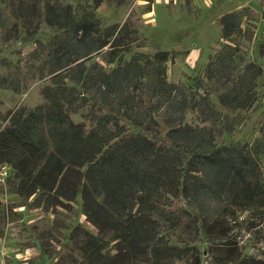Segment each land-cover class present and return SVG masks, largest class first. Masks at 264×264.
Listing matches in <instances>:
<instances>
[{"label": "trees", "instance_id": "trees-1", "mask_svg": "<svg viewBox=\"0 0 264 264\" xmlns=\"http://www.w3.org/2000/svg\"><path fill=\"white\" fill-rule=\"evenodd\" d=\"M101 3L93 0L94 8ZM4 10L30 34L42 16L47 25L62 29L63 36L55 37L48 50L53 75L44 91L46 102L31 112H14L0 130V164L13 171L18 195L41 192L55 204L80 195L83 214L98 230L97 235L81 233L83 264L181 260L196 240L234 214L239 203L249 210L255 202L264 207L257 150L216 147L210 130L184 123L189 109H196L202 122L217 113L208 94L191 104L180 85L167 81L169 52L117 63L125 24L100 36L94 12L76 18L70 5L51 0H0V28ZM240 20L236 12L219 17L227 42L204 71L208 81H221L226 74L221 85L228 87L218 101L232 110L253 103L263 71L248 61L229 78L239 51L230 43L241 32ZM105 46L104 62L114 67L106 70L97 61L87 65L89 54ZM259 55L264 58V40ZM91 101L99 107L91 111L89 122H74L67 108ZM184 226L189 236L173 239Z\"/></svg>", "mask_w": 264, "mask_h": 264}, {"label": "rangeland", "instance_id": "rangeland-1", "mask_svg": "<svg viewBox=\"0 0 264 264\" xmlns=\"http://www.w3.org/2000/svg\"><path fill=\"white\" fill-rule=\"evenodd\" d=\"M51 1L70 5L76 18L94 12L100 36L107 28L118 25L120 29L125 24L117 63L161 50L169 52L165 62L167 81L180 85L191 104L208 94L210 106L217 113V118L202 122L197 110L189 109L184 123L210 130L216 147L245 145L257 150L264 183V58L259 55L264 40V0H102L97 8L93 0ZM232 12L240 15L241 32L230 43H236L239 51L229 78L234 79L248 61L263 70L256 82L255 100L247 109L232 110L219 103L220 92L228 87L221 85L225 73L221 81L204 78L206 64L222 53L227 42L221 36L219 17ZM3 15L0 79L6 80L0 83V130L9 124L14 112H31L46 102L44 91L52 85L53 75L49 72L48 50L55 37L63 36L62 29L47 25L43 16L30 34L7 10ZM107 49L105 46L90 53L87 65L97 61L106 70L114 67L104 62ZM144 60L141 58V63ZM98 107L93 101L81 106L77 102L67 111L74 122L88 123L91 111L96 112ZM1 165L7 167V176L0 181V264H83L81 233L97 235L98 230L83 214L80 195L63 204H55L41 192L18 195L13 171ZM181 205L186 207L184 201ZM245 208L239 203L234 214L193 243L188 257L168 264H264V207L255 202L250 210ZM188 232L184 226L172 238H187Z\"/></svg>", "mask_w": 264, "mask_h": 264}, {"label": "built area", "instance_id": "built-area-1", "mask_svg": "<svg viewBox=\"0 0 264 264\" xmlns=\"http://www.w3.org/2000/svg\"><path fill=\"white\" fill-rule=\"evenodd\" d=\"M7 176V167L6 166H0V181Z\"/></svg>", "mask_w": 264, "mask_h": 264}]
</instances>
